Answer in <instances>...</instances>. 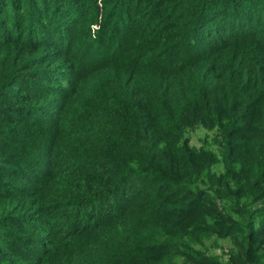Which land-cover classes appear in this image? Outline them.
<instances>
[{
    "label": "trees",
    "instance_id": "16d2710c",
    "mask_svg": "<svg viewBox=\"0 0 264 264\" xmlns=\"http://www.w3.org/2000/svg\"><path fill=\"white\" fill-rule=\"evenodd\" d=\"M78 1L0 0V264H264V0Z\"/></svg>",
    "mask_w": 264,
    "mask_h": 264
},
{
    "label": "rangeland",
    "instance_id": "374dc122",
    "mask_svg": "<svg viewBox=\"0 0 264 264\" xmlns=\"http://www.w3.org/2000/svg\"><path fill=\"white\" fill-rule=\"evenodd\" d=\"M95 3L98 4L99 7L102 6L103 0H94ZM82 0H79L74 7L73 14L79 16L81 19H85V15H87V9ZM100 14L98 19H100ZM97 20V18H96ZM86 22V20L84 21ZM95 23V22H94ZM80 26L79 25L74 29L75 34L77 35V30ZM76 37V36H75ZM76 44V43H75ZM76 45H79L78 43ZM188 136L190 137L191 144L199 147L203 146L205 148H211L216 150L218 147V143H216V139H220L218 134H214V131L206 130L202 127H196L188 132ZM218 155L221 154L217 151ZM221 158L222 155H219ZM212 170L221 173L225 172L224 165L220 163L212 166ZM231 245L230 238L226 237H219V236H212L210 239H205L201 244L195 245V249L202 251L205 255L208 256H215L225 259L227 257L228 249ZM178 264H193L191 259H187L185 261H179Z\"/></svg>",
    "mask_w": 264,
    "mask_h": 264
}]
</instances>
